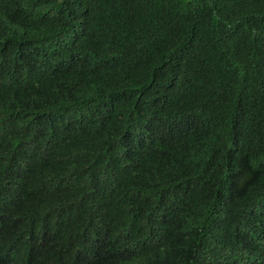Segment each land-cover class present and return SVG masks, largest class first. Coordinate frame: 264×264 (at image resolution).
I'll return each mask as SVG.
<instances>
[{
	"label": "trees",
	"instance_id": "1",
	"mask_svg": "<svg viewBox=\"0 0 264 264\" xmlns=\"http://www.w3.org/2000/svg\"><path fill=\"white\" fill-rule=\"evenodd\" d=\"M0 264H264V0H0Z\"/></svg>",
	"mask_w": 264,
	"mask_h": 264
},
{
	"label": "clouds",
	"instance_id": "2",
	"mask_svg": "<svg viewBox=\"0 0 264 264\" xmlns=\"http://www.w3.org/2000/svg\"><path fill=\"white\" fill-rule=\"evenodd\" d=\"M7 237V236H6Z\"/></svg>",
	"mask_w": 264,
	"mask_h": 264
}]
</instances>
